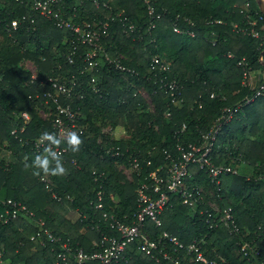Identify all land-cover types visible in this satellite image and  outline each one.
I'll return each mask as SVG.
<instances>
[{
    "label": "trees",
    "instance_id": "obj_1",
    "mask_svg": "<svg viewBox=\"0 0 264 264\" xmlns=\"http://www.w3.org/2000/svg\"><path fill=\"white\" fill-rule=\"evenodd\" d=\"M75 1L62 0L58 10L63 18L77 24L92 18L102 20L122 9V15L134 24L133 31L124 32L118 18L109 20L101 44L108 55H121L122 64L134 68L138 75L122 74L107 66L87 72L86 45L77 44L70 30L56 27L54 21L43 16L35 15L34 24L23 23L17 30L8 31L12 19L31 11L27 4L0 0V152L8 150L14 157L13 161L0 159V200L21 202L35 213V217L21 215L0 224V264H56L57 244L45 236L30 238L39 230L37 218L45 221V227L55 237L69 239L85 252L97 251L95 243L102 235L114 233L103 220L102 210L95 208L97 193L100 191L105 210L131 222L137 208L135 189L143 177L169 164L164 159L166 152L178 157V143L199 142L201 134L213 126L225 107L238 105L240 109L234 117L220 127L212 161L216 165L246 163L251 174L221 176L216 184L203 169L191 163L190 176L186 178L189 188L214 191L220 207L230 210L236 229L226 227L218 218L216 226L210 227L215 216L212 208L199 202L192 213L179 195L170 197L160 216V226L146 222L145 229L151 238L166 231L183 243L199 241L207 259L215 264L264 263V94L251 102L244 101L251 91L242 86L243 70L237 65L238 59L244 57L250 69L258 70L263 77L264 45L260 39L232 27L234 22L241 24L244 20L238 8L243 0H154L156 10L164 15L149 30L142 0H110L116 7L113 11L102 6L104 2L109 5V0H83L80 5ZM94 1L99 2L95 6L102 13L93 12ZM250 2L252 9L258 10L255 0ZM176 15L181 17L177 24L186 32L193 31V36L173 31ZM184 17L194 25L187 24ZM257 26L264 32V20ZM74 45L78 46L70 63L67 57ZM154 55L169 63V75L183 84L177 103H171L147 80ZM22 60L34 64V79ZM92 75L97 91L90 84ZM49 76L66 85L77 81L70 97L59 98L62 103L79 108L77 123L83 129L66 140L52 139L54 145L65 149L60 155L37 157L30 141L52 127L51 117L44 119L40 115L43 108L48 113L51 109L50 105L45 106L43 95L47 90L53 92L46 83ZM139 87L150 95L153 111L137 91ZM22 112L28 113L30 120L15 137L11 131L22 126ZM106 122L125 126L129 139L112 140L106 136L99 141ZM183 124L185 129L180 131ZM117 147L119 155L114 154ZM132 157L139 161L140 174L135 172L132 181H128L117 165L132 166ZM53 193L61 200L55 199ZM4 207L0 202V213ZM182 258L181 255V261ZM97 262L92 259L86 264ZM117 264L173 262L146 255L133 242Z\"/></svg>",
    "mask_w": 264,
    "mask_h": 264
},
{
    "label": "built area",
    "instance_id": "obj_2",
    "mask_svg": "<svg viewBox=\"0 0 264 264\" xmlns=\"http://www.w3.org/2000/svg\"><path fill=\"white\" fill-rule=\"evenodd\" d=\"M21 4H27L31 13L23 14L16 19H12L10 25L7 26V30H17L23 23H35V15L43 16L47 19L54 21V24L58 28L70 30L75 37L77 44L86 45L84 60L88 63L90 70H97L98 66L113 67L119 70L122 74L130 73L131 75H138V72L134 68H128L121 62L122 56L112 57L104 52L100 46L101 37L106 33L109 25V20L113 21L118 18L122 25V30L126 33L133 31L134 24L126 16L122 15V12H117L116 15H106L104 19L97 20L92 18L90 20H84L81 24L75 23L72 19L63 18L60 15L58 4L62 0H14ZM98 6L99 2L94 1ZM147 16V29L155 28L156 21L163 17V13L156 10L154 0H142ZM102 6L109 9L107 3H102ZM239 13L243 15L244 20L241 24L234 22L232 27L235 31L242 34L249 35L253 38L261 40V44L264 45V32L257 26V23L264 20V14L259 10H253L250 0H243V3L238 7ZM181 18L180 15L175 16L173 23V31L176 33L186 32L177 24V19ZM183 20L193 26L194 22L184 17ZM221 23L220 20L217 21ZM259 25V24H258ZM189 35L193 36V31L187 30ZM212 44H215V38L212 39ZM78 45L73 46L72 53L67 57L71 63ZM100 52L103 57L99 60ZM229 57H233L232 53L228 54ZM261 59V57H260ZM237 65L242 67V80L243 87L248 88L251 93L244 97L245 102H251L254 99L264 94V76H260L258 71H252L248 62L244 57L238 59ZM169 64L158 56L154 55L148 66L149 76L147 80L150 81L156 88L167 96L171 103H177L181 99L183 84L177 78H171L169 75ZM254 76L256 84L253 85L252 80ZM32 78H35V73L32 74ZM96 78L91 76L90 84L94 91H97L95 86ZM46 83L50 86L53 92L47 90L43 93L45 98V106L50 105L49 116L51 117V131L48 133L37 136L30 141L31 149L36 153L37 157H41L44 154L51 156L60 155L65 151L64 148H60L57 144L54 145L52 139L57 141L66 140L81 132L80 126L77 123L79 117V108H74L69 103H62L60 96L70 97L75 91L77 85L76 80L70 81L69 84L61 83L56 78L49 76L46 79ZM144 90V89H143ZM140 95H142L137 90ZM146 92V90H144ZM214 93L211 94L213 96ZM144 96V95H142ZM51 101V104L49 102ZM201 107V104H198ZM240 109V105L236 107H225L222 110V114L217 118L216 122L210 129L201 134L199 142H191L187 144H177L179 156L174 157L171 153L166 152L164 159L169 161L168 165H161L155 171H150L145 175L144 181H142L135 189L136 192V204L137 208L133 215L131 222H126L119 219L114 213H111L104 209V203L100 191L97 193L98 201L95 204L96 209L102 210V218L107 223L110 229L114 231L111 235L103 234L102 237L95 243L98 250L92 253L85 252L81 247L73 245L69 239H61L55 237L52 232L45 227V221L41 218H37L36 223L39 230L30 238L41 239L45 236L51 242L57 244L56 249V264H86L92 259H97V264H117L121 258L123 252L126 250L130 243L135 242L139 251L146 255H150L156 259L162 256L164 259L173 262V264H182L180 256L187 258L190 261L199 264H215L214 260L207 259L203 250L201 249L199 241L193 240L189 243L181 242L175 235H172L166 231H163L157 238H151L146 233V222L152 223L155 227L160 226V216L170 202L172 195H179L182 202L188 205L190 208H195L200 202L201 189L202 188H189L186 183V178L190 176L189 166L191 163H195L200 169H203L207 174V177L219 184L220 177L229 174H237L238 166L233 164H214L212 161V150L214 141L217 138L220 127L223 123L230 121L236 112ZM170 115L169 112L166 113ZM23 124L20 128H14L11 133L18 137L19 133L24 131L25 126L30 120V116L26 112L21 113ZM185 129L183 124L180 131ZM179 131V132H180ZM120 151L117 147L115 155H119ZM75 162V161H74ZM132 168L140 174V164L137 157H132ZM95 171H93L94 173ZM46 184H50L46 178H41ZM152 180V183H148V180ZM52 196L61 200L56 193ZM0 202L5 206L4 212L0 213V224H5L12 219L19 216L35 217L33 210L29 209L25 204L16 202L11 199ZM203 211L200 210V213ZM212 222L210 227L216 226L215 222L218 218L223 222L226 227L231 230L235 228L233 225L232 215L230 210H225L224 217L217 215L212 216ZM92 228H94L92 226ZM98 228V226H95ZM244 249V246L242 247ZM55 251V249H54ZM176 254V255H174ZM264 264V263H262Z\"/></svg>",
    "mask_w": 264,
    "mask_h": 264
},
{
    "label": "rangeland",
    "instance_id": "obj_3",
    "mask_svg": "<svg viewBox=\"0 0 264 264\" xmlns=\"http://www.w3.org/2000/svg\"><path fill=\"white\" fill-rule=\"evenodd\" d=\"M82 1L83 0H76L75 2H76L77 5H80V4H82ZM93 6H94V10L92 9L93 12L95 10H98L101 13L103 12L102 9H100V8L97 9L95 4H93ZM109 6H110V10H112V11L116 10V7L113 5V3L111 1L109 3ZM116 11L119 12V11H122V9H119V10L117 9ZM100 46H101V49H103V46L101 44V40H100ZM101 56H102V53L100 52V55H99V60L100 61L102 60ZM21 64L30 73H32V74L35 73V66H34V64L31 61L22 60ZM86 71L89 72L90 68L87 67ZM256 77L257 76H254V79L252 80L253 85L256 84V80H255V79H257ZM138 89H139L140 93L142 95H144L143 97L145 99H147V104L149 105L150 109L153 111L154 110V105H153L152 101L150 100V95L147 92H145L143 90V88L139 87ZM40 115L44 119H49L48 110H46L44 108L42 110H40ZM80 129H83V128L80 126ZM127 130L128 129L125 126H122V125L111 126L108 122H106L101 127L99 141L101 140V138L103 139V137H106V136L109 137L112 140L114 139V140L126 141L130 137V133ZM125 149L127 150V146L125 147ZM117 170L123 175L124 179H126L128 181H132L133 176L135 175V171L132 168V166L128 165V164H125V163H119L117 165ZM251 171H252L251 167L249 165H247L246 163H238V173L239 174H243L245 176H249L251 174ZM201 196H202V198L200 200V204H203L205 207L212 208V210L214 212V215H217L219 217H224L225 211L218 204V202H217V200L215 198V193H214L213 190H211L209 188H206V189L202 188L201 189ZM195 208H193V209L191 208L190 211L193 213ZM182 260H183L182 263L190 262V260L187 259V258L186 259L182 258Z\"/></svg>",
    "mask_w": 264,
    "mask_h": 264
},
{
    "label": "crops",
    "instance_id": "obj_4",
    "mask_svg": "<svg viewBox=\"0 0 264 264\" xmlns=\"http://www.w3.org/2000/svg\"><path fill=\"white\" fill-rule=\"evenodd\" d=\"M0 159H3L5 161H13L14 157L12 156V154L8 150L4 149V150H2L0 152ZM19 264H24V263L22 262V263H19Z\"/></svg>",
    "mask_w": 264,
    "mask_h": 264
},
{
    "label": "water",
    "instance_id": "obj_5",
    "mask_svg": "<svg viewBox=\"0 0 264 264\" xmlns=\"http://www.w3.org/2000/svg\"><path fill=\"white\" fill-rule=\"evenodd\" d=\"M257 7L264 14V0H255Z\"/></svg>",
    "mask_w": 264,
    "mask_h": 264
}]
</instances>
